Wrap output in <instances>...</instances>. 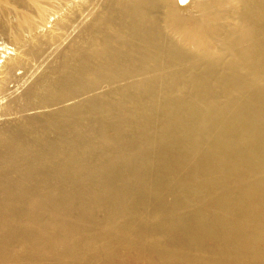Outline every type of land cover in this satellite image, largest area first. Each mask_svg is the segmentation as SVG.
Instances as JSON below:
<instances>
[{
  "label": "bare ground",
  "instance_id": "obj_1",
  "mask_svg": "<svg viewBox=\"0 0 264 264\" xmlns=\"http://www.w3.org/2000/svg\"><path fill=\"white\" fill-rule=\"evenodd\" d=\"M0 59V264H264V0H0Z\"/></svg>",
  "mask_w": 264,
  "mask_h": 264
},
{
  "label": "rangeland",
  "instance_id": "obj_2",
  "mask_svg": "<svg viewBox=\"0 0 264 264\" xmlns=\"http://www.w3.org/2000/svg\"><path fill=\"white\" fill-rule=\"evenodd\" d=\"M181 4H184V3H181ZM2 59H3V58H2ZM2 59H0V61H1Z\"/></svg>",
  "mask_w": 264,
  "mask_h": 264
}]
</instances>
